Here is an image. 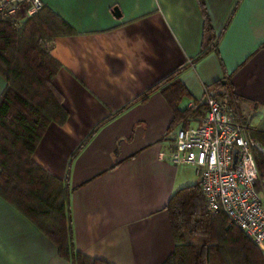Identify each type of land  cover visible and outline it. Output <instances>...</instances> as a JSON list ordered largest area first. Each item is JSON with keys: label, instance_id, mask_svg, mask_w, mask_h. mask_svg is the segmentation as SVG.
Returning <instances> with one entry per match:
<instances>
[{"label": "crops", "instance_id": "obj_1", "mask_svg": "<svg viewBox=\"0 0 264 264\" xmlns=\"http://www.w3.org/2000/svg\"><path fill=\"white\" fill-rule=\"evenodd\" d=\"M42 1L75 33L53 38L49 47L61 63L54 87L68 118L47 125L32 159L55 177H68L79 253L111 264H162L175 246L169 197L199 183L192 166L171 164L168 153L176 129L198 115L171 126L172 109L160 90L144 101L138 95L179 68L189 95L176 108H191L204 86L213 87L236 118L264 128V0H240L232 14L237 0ZM199 2L208 37L218 39L193 62L204 37ZM4 85L0 76V94ZM258 188L264 204V186ZM56 253L0 198V264H70Z\"/></svg>", "mask_w": 264, "mask_h": 264}, {"label": "trees", "instance_id": "obj_2", "mask_svg": "<svg viewBox=\"0 0 264 264\" xmlns=\"http://www.w3.org/2000/svg\"><path fill=\"white\" fill-rule=\"evenodd\" d=\"M201 6L204 37L193 62L214 50L218 39L208 37L210 24ZM24 18L19 22L23 19L19 14L13 19H0V76L5 81L0 94V198L27 218L55 246L56 254L70 264H111L76 250L69 202L73 189L68 177H55L32 159L47 125L61 126L68 118L63 97L54 87L61 63L49 47L53 38L72 35L75 30L46 6ZM180 72L175 69L137 98L144 101L147 95L160 90L172 109L171 126L204 110L198 103L183 110L176 108L178 101L189 95L180 81ZM108 119L97 123L71 159ZM251 131V136L264 146V128ZM256 161L257 169L263 172L264 154ZM165 209L175 246L162 264H264L260 249L240 230L228 226L222 214L206 210L199 184L175 191Z\"/></svg>", "mask_w": 264, "mask_h": 264}, {"label": "built area", "instance_id": "obj_3", "mask_svg": "<svg viewBox=\"0 0 264 264\" xmlns=\"http://www.w3.org/2000/svg\"><path fill=\"white\" fill-rule=\"evenodd\" d=\"M44 6L42 0H0V19L28 16ZM206 96L204 110L185 121L174 134L168 153L173 165H189L199 178L206 210L222 214L255 246L264 245V204L257 187L264 186V171L256 158L264 146L251 136V126L236 118L226 98Z\"/></svg>", "mask_w": 264, "mask_h": 264}, {"label": "water", "instance_id": "obj_4", "mask_svg": "<svg viewBox=\"0 0 264 264\" xmlns=\"http://www.w3.org/2000/svg\"><path fill=\"white\" fill-rule=\"evenodd\" d=\"M113 14H114L116 17H119V16H120L119 10H118L116 7L113 9ZM208 94H209L210 96H216V95H218L219 93H218V91H215V92H214V88L211 87V88H209V92H208ZM205 104H206V96L202 97V99H201L200 102L198 103V106H203V105H205Z\"/></svg>", "mask_w": 264, "mask_h": 264}, {"label": "rangeland", "instance_id": "obj_5", "mask_svg": "<svg viewBox=\"0 0 264 264\" xmlns=\"http://www.w3.org/2000/svg\"><path fill=\"white\" fill-rule=\"evenodd\" d=\"M24 17H26V16L24 15V16H23V19H20L19 22L23 21V20L25 19ZM184 104H185V103H181L180 107H181V106H184ZM263 127H264V124H263ZM251 132H252V131H251Z\"/></svg>", "mask_w": 264, "mask_h": 264}]
</instances>
